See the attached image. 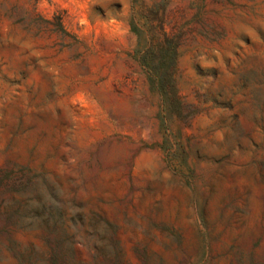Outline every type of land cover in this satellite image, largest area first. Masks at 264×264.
<instances>
[{"label": "rangeland", "instance_id": "rangeland-1", "mask_svg": "<svg viewBox=\"0 0 264 264\" xmlns=\"http://www.w3.org/2000/svg\"><path fill=\"white\" fill-rule=\"evenodd\" d=\"M0 264H264V0H0Z\"/></svg>", "mask_w": 264, "mask_h": 264}]
</instances>
